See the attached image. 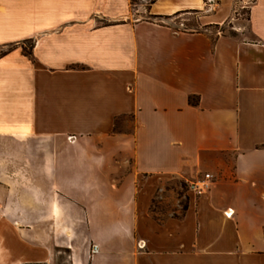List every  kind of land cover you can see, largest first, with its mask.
<instances>
[{
  "label": "crops",
  "instance_id": "crops-1",
  "mask_svg": "<svg viewBox=\"0 0 264 264\" xmlns=\"http://www.w3.org/2000/svg\"><path fill=\"white\" fill-rule=\"evenodd\" d=\"M234 1L201 25L222 24ZM141 8L0 0V143L17 150L0 171V264H54L60 250L65 264H264V0L243 38ZM206 173L208 189L186 190ZM169 179L186 208L156 217Z\"/></svg>",
  "mask_w": 264,
  "mask_h": 264
},
{
  "label": "rangeland",
  "instance_id": "rangeland-1",
  "mask_svg": "<svg viewBox=\"0 0 264 264\" xmlns=\"http://www.w3.org/2000/svg\"><path fill=\"white\" fill-rule=\"evenodd\" d=\"M154 0H130V10L134 13L136 9H139L140 6H143L141 15L145 19H149L152 21L166 23L173 26L175 29H183L187 28L188 30H200L203 31L205 28L210 33V35L214 38L216 35L223 34L236 38H243L248 36L247 30V18H248V6L253 0H235L229 9L230 15L222 24H210L207 26H202L201 22L208 21V16L215 12L217 9L220 0H204V5L202 6V10H194L191 12H181L179 14L173 15L171 17L165 18H157L152 17L148 13V7L150 3ZM197 11V12H195ZM200 11V12H199ZM202 17V18H201ZM29 47V43L26 42L24 46V50L27 51ZM10 47L0 48V54ZM116 129H130V124L127 122L126 124L121 125L120 120L116 121ZM4 142V143H3ZM0 143V171L4 168L5 174H12L14 169L12 165H8V160L13 158V152L15 150L13 136L9 138H5V140ZM4 158V159H3ZM3 163H6L3 166ZM185 189L184 183H179L177 180L169 179L164 180L160 187L154 192L151 201V209L154 212L156 217H163L167 214L171 213L173 208L176 210H182L186 207V199L182 197L183 191ZM186 190H188V184H186ZM179 199V201H177ZM177 205L180 208L177 209ZM12 219V217H9ZM8 219V218H6ZM54 264H65V260L67 259V252L64 250H60L55 252Z\"/></svg>",
  "mask_w": 264,
  "mask_h": 264
},
{
  "label": "built area",
  "instance_id": "built-area-1",
  "mask_svg": "<svg viewBox=\"0 0 264 264\" xmlns=\"http://www.w3.org/2000/svg\"><path fill=\"white\" fill-rule=\"evenodd\" d=\"M211 175L206 173L203 178L197 179L192 182H188V190L194 192L195 194H201L206 189H208L210 185ZM99 251V246L97 244H92L91 254H95Z\"/></svg>",
  "mask_w": 264,
  "mask_h": 264
},
{
  "label": "trees",
  "instance_id": "trees-1",
  "mask_svg": "<svg viewBox=\"0 0 264 264\" xmlns=\"http://www.w3.org/2000/svg\"><path fill=\"white\" fill-rule=\"evenodd\" d=\"M189 101H190V102H192V103H194V102H195V100H194V98H193V97H190V98H189ZM185 208H186V207H184V209H185Z\"/></svg>",
  "mask_w": 264,
  "mask_h": 264
}]
</instances>
